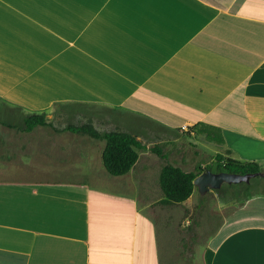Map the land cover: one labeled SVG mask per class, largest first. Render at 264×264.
Returning a JSON list of instances; mask_svg holds the SVG:
<instances>
[{
	"label": "crops",
	"instance_id": "obj_1",
	"mask_svg": "<svg viewBox=\"0 0 264 264\" xmlns=\"http://www.w3.org/2000/svg\"><path fill=\"white\" fill-rule=\"evenodd\" d=\"M96 107L112 125L97 131L145 145L125 174L110 175L104 141L70 124L24 129L31 113ZM0 122V264H264L262 191L224 214L195 187L179 205L199 222L222 215L199 243L179 240L170 208L158 222L140 203L162 198L160 170L176 166L150 145L172 148L184 125L218 127L215 154L264 167V0H0ZM39 128L50 171L71 178L16 175L42 172L20 163Z\"/></svg>",
	"mask_w": 264,
	"mask_h": 264
},
{
	"label": "rangeland",
	"instance_id": "obj_2",
	"mask_svg": "<svg viewBox=\"0 0 264 264\" xmlns=\"http://www.w3.org/2000/svg\"><path fill=\"white\" fill-rule=\"evenodd\" d=\"M58 110V109H57ZM100 108H92L87 109L86 111L82 112V114H78L77 116H74L72 118H67L63 115L55 114L50 119L45 114L47 121L51 122L53 126L59 127V126H66L68 124L71 125H80V124H91L93 123L102 129H108L111 128L110 123H105L102 121H99L98 119H94L96 116L95 114L103 113ZM57 112V111H56ZM6 125L2 124L0 122V140L2 138L3 129ZM41 128H46L44 126H39ZM42 130V131H41ZM36 133L31 136V139L29 141V145H25L23 147V153L21 154V164H30L25 167H30L31 164L34 165L36 163H40L41 167L39 170H41V173H35L32 172L33 167H30L31 169L26 170H18L17 174L20 177H28L30 178L33 176L34 178H38L42 175L43 179L48 180H59V179H68L71 178L67 173H64L62 171L57 172H51V167L48 164H46V129H36ZM177 141L174 140L173 147H166V144L156 143L154 145H150V149L153 146H160L162 151L167 152V155L165 154V157L167 161H172L173 163H176V166L191 170L193 172H197L198 168H205L212 164L214 155H215V149L213 148V145L209 147V143L206 141L204 134H200L196 131V128L187 126L186 128H180V130L177 132ZM36 162V163H35ZM169 163V162H168ZM55 165V164H54ZM57 169L61 170L60 166H54ZM64 169V168H62ZM83 171H85V168H82ZM261 176H256L254 178H251L248 183L241 182L238 183H223L221 189H214L207 191L203 194V196L199 197V205L201 207H210V208H218L223 207L224 214H226L234 204L231 203L232 198L237 196H243L246 197L247 195H250V193L255 191H262L264 192V167L261 170ZM230 187H238V189L233 188L231 191H228L226 188ZM162 191V190H161ZM199 193V192H198ZM163 196V193H162ZM140 203L142 206L147 204L148 208L146 209L147 213H151L153 218L155 220H158V222L166 218V215L161 214L163 209L170 208L173 213L167 216V222L177 224V230L179 233V240L181 242H184L186 239H193L194 241L202 242L203 239H205V235L208 234V232L211 231V229L215 226L216 223H218L222 217V215L217 212L213 214H208V217H205L202 222H199L200 214L196 215H189V212L182 206V205H163L160 203L158 199H140ZM144 203V204H143ZM219 213V214H218ZM206 219V225H203V221ZM197 223V225L195 224ZM202 223V224H201Z\"/></svg>",
	"mask_w": 264,
	"mask_h": 264
},
{
	"label": "trees",
	"instance_id": "obj_3",
	"mask_svg": "<svg viewBox=\"0 0 264 264\" xmlns=\"http://www.w3.org/2000/svg\"><path fill=\"white\" fill-rule=\"evenodd\" d=\"M39 126H51L47 121L45 113H31L24 118V129L29 131ZM69 130L84 133L93 139H101L105 146L102 152L104 168L110 175H122L128 172L138 158L139 151L145 149L134 135L125 131L99 132L93 125L85 123L80 125H68ZM196 131L204 134L208 141L216 144L223 143V136L218 127L211 124H199L195 126ZM151 150L161 155L160 150L153 146ZM209 169L213 172L226 171L231 173H259L261 167L257 162L239 161L222 153L214 155L212 164L205 168H198L197 172H186L182 168L167 163L159 173V186L163 196L159 200L163 205H175L185 201L193 192L195 186L193 179L200 172Z\"/></svg>",
	"mask_w": 264,
	"mask_h": 264
},
{
	"label": "water",
	"instance_id": "obj_4",
	"mask_svg": "<svg viewBox=\"0 0 264 264\" xmlns=\"http://www.w3.org/2000/svg\"><path fill=\"white\" fill-rule=\"evenodd\" d=\"M257 174L258 173L239 174L226 171L213 172L206 169L195 176L193 184L201 194H204L208 190L220 188L223 183L247 182L251 177Z\"/></svg>",
	"mask_w": 264,
	"mask_h": 264
},
{
	"label": "built area",
	"instance_id": "obj_5",
	"mask_svg": "<svg viewBox=\"0 0 264 264\" xmlns=\"http://www.w3.org/2000/svg\"><path fill=\"white\" fill-rule=\"evenodd\" d=\"M186 127H187V126H185V125H184V126H182V128H186Z\"/></svg>",
	"mask_w": 264,
	"mask_h": 264
}]
</instances>
